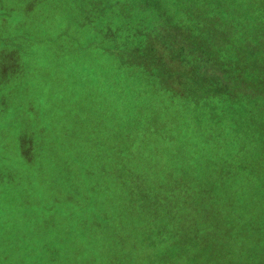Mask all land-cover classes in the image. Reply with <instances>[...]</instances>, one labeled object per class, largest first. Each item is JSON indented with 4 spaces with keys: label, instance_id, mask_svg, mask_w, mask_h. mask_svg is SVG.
Instances as JSON below:
<instances>
[{
    "label": "rangeland",
    "instance_id": "374dc122",
    "mask_svg": "<svg viewBox=\"0 0 264 264\" xmlns=\"http://www.w3.org/2000/svg\"><path fill=\"white\" fill-rule=\"evenodd\" d=\"M158 1L0 0V264H264V81L186 125L102 51Z\"/></svg>",
    "mask_w": 264,
    "mask_h": 264
},
{
    "label": "trees",
    "instance_id": "16d2710c",
    "mask_svg": "<svg viewBox=\"0 0 264 264\" xmlns=\"http://www.w3.org/2000/svg\"><path fill=\"white\" fill-rule=\"evenodd\" d=\"M156 6L160 11L155 16L138 20L132 26L136 29L130 31L133 39L143 40L136 45L130 42L133 47L129 48L135 49V55L119 44L102 51L114 61L143 73L160 95L183 100L193 114L186 117V125L192 121L196 124L197 118H201L207 127H223L224 121H217L215 112L231 110L234 104L242 108L248 95L242 97L241 88L264 81V69L250 73L255 64L264 67V23L251 28L255 30L252 39L239 38L238 32H219L217 26L232 31L235 26H245V18L253 22L256 14H264V1L159 0ZM208 28L213 33L204 41L197 32ZM219 40V45L210 47ZM206 49H211V54ZM228 72L229 81L225 78ZM119 185L130 195L133 193L125 180H120Z\"/></svg>",
    "mask_w": 264,
    "mask_h": 264
}]
</instances>
